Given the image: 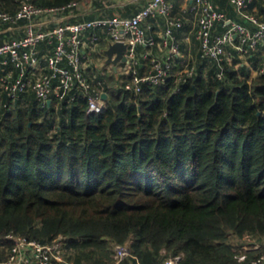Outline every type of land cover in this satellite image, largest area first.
<instances>
[{
    "label": "trees",
    "instance_id": "obj_1",
    "mask_svg": "<svg viewBox=\"0 0 264 264\" xmlns=\"http://www.w3.org/2000/svg\"><path fill=\"white\" fill-rule=\"evenodd\" d=\"M29 1L50 8L86 0ZM20 3L0 0V10ZM263 3L245 10L257 5L253 14L264 19ZM174 17L177 37L185 19ZM192 35L195 71L185 80L176 82L174 66L165 82L136 94L114 71L97 72L96 90L107 95L98 113L87 112L81 93L42 104L32 90L10 98L0 88V260L14 244L9 234L59 239L74 264H114L125 244L129 255L116 264L178 254V264H242L241 254L246 263L264 251L244 249L264 240V73L255 65L249 81L246 65L225 64L219 78ZM23 36L0 33V44ZM54 41L38 42L40 57ZM146 50L136 47L138 56ZM140 60L136 69L147 72L151 57Z\"/></svg>",
    "mask_w": 264,
    "mask_h": 264
},
{
    "label": "built area",
    "instance_id": "obj_2",
    "mask_svg": "<svg viewBox=\"0 0 264 264\" xmlns=\"http://www.w3.org/2000/svg\"><path fill=\"white\" fill-rule=\"evenodd\" d=\"M243 21L233 20L212 3V0H191L186 11L196 16L191 34L199 42L200 57L214 60L220 67L217 76H223L225 64L234 65L237 59L255 51L264 41V19L260 14L246 12L251 0H229ZM93 0L72 1L60 7H39L29 0H21L19 7L13 12L0 10V33L21 29L24 36L6 39L0 44V63L4 66L0 72V88L10 98L17 93L32 90L38 100L48 103L52 99L71 101L76 94L87 98V112L103 111L105 100L102 87L96 90V68L83 53V48L99 40L98 30H104L110 42L126 43L124 52L127 57L120 67V79L126 78L124 87L133 93H139L143 86H151L166 81L175 59L181 55L179 41L174 28H181L182 21L172 15L173 3L170 0H148L147 4L132 16L96 17L69 22L68 17L83 6L92 5ZM264 8V3H263ZM162 16L166 25L162 30L160 41L148 35L150 25L147 19ZM20 21L25 23L21 26ZM246 21L256 28L251 29ZM223 31H218L217 26ZM85 32L90 35L85 39ZM51 52L40 57L36 48L41 40H52ZM146 48L157 45L162 50L160 57H151L147 72L140 73L136 65L147 59L149 54L144 51L140 56L136 47ZM195 71L189 62L175 69L176 82L185 80ZM264 73V62L259 70ZM14 244L5 260L0 264H74L63 256L59 239L52 244H40L27 240L22 236H7ZM264 248V240L255 241L253 245L244 247L247 250ZM129 255L127 244L117 245L114 264ZM181 254L166 257L161 264H178ZM246 254L239 256L242 264H264V251L258 256L243 261ZM84 264V263H83Z\"/></svg>",
    "mask_w": 264,
    "mask_h": 264
},
{
    "label": "crops",
    "instance_id": "obj_3",
    "mask_svg": "<svg viewBox=\"0 0 264 264\" xmlns=\"http://www.w3.org/2000/svg\"><path fill=\"white\" fill-rule=\"evenodd\" d=\"M148 0H93L92 5L83 6L80 10L73 12L71 17H68L69 22H75L77 20H82L85 18H96V17H112V16H130L136 13L139 9L144 7L147 4ZM174 3V16H182L185 19V29L178 32L177 38L179 42L182 43L181 55L176 58L175 69L180 68L181 64L186 62L193 61L197 58L195 55L196 47L194 48L192 44V26L196 23V16L186 11L191 0H170ZM217 8L222 9L230 18L240 19V16L233 9L234 7L230 6L228 0H213ZM251 13H259V8L257 5H254L250 9ZM149 24L151 29L149 34L151 37L155 38L157 41H160L162 37V30L165 28L166 22L162 16H156L147 19L146 25ZM246 24L251 28L255 29L256 27L250 22L246 21ZM22 26V25H21ZM221 29V26H218ZM16 31V30H15ZM219 31V30H218ZM90 35V32H85V39ZM99 40L94 44L87 45L83 48V53L88 57L92 65L96 68L95 71L101 72H111L114 71L119 76L120 67L125 62H119L116 67L113 64L105 63L107 58L104 53L110 43L109 37L104 30H98ZM157 45L147 48V52L150 57H160L162 55V50L159 49ZM264 41L261 45L255 50L249 52L248 55H244L234 61L237 66L246 65V73L249 74L248 80L250 81L253 77L258 74L259 67L261 68L264 62ZM145 62V60H143ZM142 62L139 64V67L142 66ZM258 67V69L255 67Z\"/></svg>",
    "mask_w": 264,
    "mask_h": 264
},
{
    "label": "water",
    "instance_id": "obj_4",
    "mask_svg": "<svg viewBox=\"0 0 264 264\" xmlns=\"http://www.w3.org/2000/svg\"><path fill=\"white\" fill-rule=\"evenodd\" d=\"M126 47V43L124 42H110L108 47L104 49V53L107 56L105 63L113 64L116 67L119 62H127V57L124 54ZM102 97L105 100L107 97L106 93H103Z\"/></svg>",
    "mask_w": 264,
    "mask_h": 264
},
{
    "label": "rangeland",
    "instance_id": "obj_5",
    "mask_svg": "<svg viewBox=\"0 0 264 264\" xmlns=\"http://www.w3.org/2000/svg\"><path fill=\"white\" fill-rule=\"evenodd\" d=\"M264 57V56H263Z\"/></svg>",
    "mask_w": 264,
    "mask_h": 264
}]
</instances>
